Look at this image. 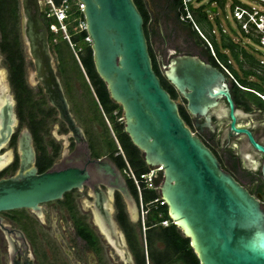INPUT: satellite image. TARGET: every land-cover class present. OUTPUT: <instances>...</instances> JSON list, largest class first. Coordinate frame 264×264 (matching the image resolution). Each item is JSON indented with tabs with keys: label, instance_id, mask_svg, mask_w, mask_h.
Instances as JSON below:
<instances>
[{
	"label": "water",
	"instance_id": "1",
	"mask_svg": "<svg viewBox=\"0 0 264 264\" xmlns=\"http://www.w3.org/2000/svg\"><path fill=\"white\" fill-rule=\"evenodd\" d=\"M77 1L84 4L95 71L106 85L110 99L121 107L124 132L142 153L145 164L162 167L159 195L166 203L169 220L189 239L199 263L264 264L261 197L251 195L225 172L212 151L181 118L177 102L163 88L152 68L143 18L134 1ZM19 7L23 40L34 66L31 77L57 111L58 119L68 130L67 136L77 144H85L84 133L70 112L53 64L49 30L42 20L40 2L19 0ZM163 75L186 101L187 112L204 118L203 126L211 131L214 129L210 112L225 98L230 108L231 131L246 134L264 156V148L250 132L235 127L233 101L218 70L196 56H177L163 67ZM0 94L4 99L0 105L1 150L9 144L17 127L15 102L1 74ZM16 150V172L0 179V213L27 210L41 218V205L59 201L65 193L81 190L91 180L89 171L77 166L39 173L33 138L27 129L18 135ZM4 155L9 160V155ZM4 155H0V162ZM87 163L97 178L92 184L93 201L89 203L97 229L122 264H134L110 203L113 193L118 192L126 212L134 218L136 205L125 179L108 158ZM262 176L264 179V163ZM100 185L105 186L108 196ZM1 222L0 218V227ZM17 234L25 249L11 264H22L21 258L23 264H34L24 234L21 231Z\"/></svg>",
	"mask_w": 264,
	"mask_h": 264
},
{
	"label": "flooded vegetation",
	"instance_id": "2",
	"mask_svg": "<svg viewBox=\"0 0 264 264\" xmlns=\"http://www.w3.org/2000/svg\"><path fill=\"white\" fill-rule=\"evenodd\" d=\"M133 1L141 15L143 16L144 14L147 17L146 21L143 20V28L148 44L152 68L155 73L157 70L159 74V76H157L160 79V82L162 81V78L165 79L163 75V67L167 66L172 58H175L177 56L198 57L203 63L211 66L213 69L218 70L223 75L224 82L227 86V90L234 105L233 112L235 116V127L237 129L249 131L254 141L264 148V105L251 95V93H253L254 95H256L255 93L264 95V83L258 80V76H264L262 71L264 69V62L261 63L262 61H260L258 57L254 55L257 53L253 52V48L250 47L252 60H242L241 57L239 58V60H236L235 57H233L227 50L228 53L225 54H227L228 65L232 67L231 71L224 65L223 61L219 59L217 53L215 52L216 47L214 46L212 40L216 42V31L213 34L212 29L210 31L206 27H201L196 18H194L200 30L205 33V36L211 46V49L208 46L207 49L205 44H203V42L197 37L199 36L198 33L189 24L180 20L181 11L178 0ZM219 1H221L222 3H220ZM213 3L215 4V6L208 8L211 14H215L217 10L220 9L221 4L224 3V0H212L211 4ZM41 8L43 12V7ZM212 9H215V12H212ZM194 33H196L197 36ZM209 35L213 37L210 39L208 37ZM218 35L222 37V35ZM211 50L214 55L212 54ZM256 63H258V65H256ZM219 64L224 65L229 70L231 77L223 72ZM248 70H251V72H249ZM259 70L262 71V73H259ZM245 82H254L259 87L261 86V88H263V91L257 90L254 87H249L247 84H245ZM169 85L176 91V89L170 83ZM176 93L177 96L182 100V103H177L178 106H182L186 111L184 121L185 124L190 128V130H192V132L196 133V135L203 141V143L212 151V153L217 158L221 168L225 172L229 173L251 195L255 197H261L263 206V153L257 151L253 147L246 134H235L231 131L230 126L232 120L230 118V108L227 100L225 98L220 99L218 101V106L210 112V123L214 129L213 131H211L210 128L203 126V124L205 123L204 118L192 116L187 112L186 101L178 94L177 91ZM3 102V96L0 94V105ZM66 133L68 134V130L66 131ZM83 133L86 139L85 144H77L72 137H68V141L65 139V141L68 142L66 153H63L61 147L58 146V156H60L62 162L57 164L56 161H53L51 167L48 170L53 168L56 170H63L65 168L73 166L86 168L91 175V180L86 183L81 190H72L68 193H65L61 200L55 201L60 203V207H62L61 209L55 208L50 205L46 206L47 204L53 203L50 202L41 205V218L35 216L29 211L28 212L36 220H39V222L41 223L40 225H42L43 228L45 227V223L43 222L44 216L45 220L48 219L49 223L47 228L54 234L56 241H58L66 259L70 264H100L97 259L98 253H100L101 250L100 246L104 245L107 247V245L103 241V238L101 237L97 229V226L95 224V216L93 214L92 207L89 205V203L93 201L92 184L97 181V178L93 174L91 165L87 163V160L108 158L112 161V152L108 151L106 155L98 156L92 148V144H90L88 138H86V133L84 131ZM101 134L102 136H104V133ZM8 145H10V142ZM47 150L49 154H52L53 149L50 145L47 147ZM88 151L90 152V154H88ZM11 155L12 157L10 161L7 157L3 156V158L5 159L4 161H1L0 170L5 165L6 166L0 172L10 167L15 162L16 157H18L17 153H12ZM113 164L115 165V163ZM115 167L122 175V171H120V169L116 165ZM158 176L159 175H157V178ZM2 178L6 177L3 176ZM100 188L108 196V192L105 186L100 185ZM116 193L118 192L113 193V199L110 200L112 208L114 209ZM43 206L45 208H43ZM75 209H77L78 212H76ZM19 215L21 214H12V219L10 221H7V223L0 216V218L2 219L0 233L3 235L4 241H6L7 244L6 255L8 263L11 264V261H15L17 259V254L19 253L22 255V251L25 249V247L22 245L20 237L17 234V231H21L24 234V237L29 245L33 263L38 264L36 250H34V247H32L33 238L30 235V229H26V227L24 226H21L22 228L17 226L22 221ZM60 215L65 220H63L62 218L59 219ZM81 226L85 229L86 232H89L93 235L96 240L95 247H91L87 243V241H85L79 235L78 232ZM69 233L71 234V237L68 239L67 234ZM74 238L77 239L80 244L78 243L77 246L75 244H73V246H69L70 243H67V241L73 240ZM64 242H66V244ZM108 256L111 260V256ZM83 258L85 259V263L81 261V259ZM1 261L2 260H0V264H2ZM21 263L23 264V258H21Z\"/></svg>",
	"mask_w": 264,
	"mask_h": 264
},
{
	"label": "trees",
	"instance_id": "3",
	"mask_svg": "<svg viewBox=\"0 0 264 264\" xmlns=\"http://www.w3.org/2000/svg\"><path fill=\"white\" fill-rule=\"evenodd\" d=\"M72 1V0H68ZM55 4H59L61 0H54ZM179 6L181 9V1L178 0ZM222 3L221 1H219ZM222 5V4H221ZM201 7L200 9L194 12V16L197 22L201 25V27H206L211 31V25L207 21V15ZM138 9V8H137ZM141 14V13H140ZM19 16V0H0V34L2 41L0 42V50L5 54L6 61L9 68V82L13 88L15 93L16 100V114L19 120H22V115L24 110V106L29 104L31 101L30 95L31 91L27 87L24 78V57L20 50V42L18 39V35L12 36L9 38L6 30V23L15 21ZM142 16V15H141ZM143 20L146 21L147 17L143 14ZM42 20L44 24L49 27L50 21L46 20L42 14ZM75 25L69 27L70 40L73 44L76 45V54L81 59V64L86 73V76L90 82L91 87L93 88L95 95L97 97L98 102L101 107H103L104 112L109 120L113 122V130L117 135V143L124 155L119 153V150L116 148L114 152L111 153V159L113 163L123 171L125 168V160L126 162L134 169V171L138 174L144 173L148 171V166L145 164L143 160L142 153L131 143L130 138L124 132V123L120 119L122 118V109L119 105L115 104L109 97L106 85L97 75L93 63L92 50L90 45L85 42V37L87 36L86 32L76 33ZM11 30V29H9ZM196 35V33H194ZM197 36V35H196ZM224 36V35H223ZM221 38V44L217 46V42L212 40L215 48V52L219 59H221L224 65L232 71V67L227 63V54H225L222 50H228L236 60H239L241 57L242 60L251 59L252 55L247 53L244 49L238 48L237 44H235L230 37ZM203 44L207 47L205 41L202 40L199 36H197ZM210 39V35L208 36ZM55 35L49 32V45L51 52L55 53L58 57L60 64H62V50L69 47L68 42L65 39L60 38L59 43H53ZM207 39V38H206ZM208 49V47H207ZM66 54V53H65ZM254 62V61H253ZM258 62V61H257ZM255 63V62H254ZM258 65V63H256ZM155 68V66H154ZM251 72V70H248ZM264 74V69L262 70ZM156 75L159 76L157 70ZM258 80L264 83V76H258ZM249 87H254L257 90L263 91L261 86L259 87L254 82H245ZM161 85L163 88L169 93L170 97L173 100L177 99L176 91L169 85V83L162 78ZM251 95L256 98L260 103L264 105V101L260 99L257 95L251 93ZM56 115V110L50 108ZM179 114L181 118L185 121L186 111L182 106H178ZM48 116H51L49 112H47ZM44 124V119L39 118L36 119L35 116L30 115V121L28 123L29 132L32 135L35 151H36V167L39 173H43L47 171L55 158L58 155V146L57 144H48L53 149L52 154H49L47 150V146L42 143L41 138H39V133ZM10 144L14 146L16 144V134H14L11 138ZM117 154V155H116ZM18 167V157H16L15 162L4 171L0 172V178L5 176L7 173H10L12 176ZM124 177V176H123ZM125 182L127 188L138 205V198L135 188L131 181L127 180L125 177ZM163 180V176L159 175L156 179V184H160ZM147 193V198L145 201L153 200L159 196L156 191H145L144 194ZM115 209L116 215L115 219L123 231L126 242L129 246V250L132 251L133 260L135 264H200L197 256L193 252L190 247V241L188 238H185L181 232L175 227V225L171 224L168 227H163L160 225L162 220H168V210L167 206L160 207L155 213L149 214L146 220L147 230L145 232V252L144 250L139 252H133L135 250L134 237L132 236L130 221L128 219L127 212L125 210L124 203L122 201L119 193H116L115 197ZM18 213L20 211H11L9 214ZM158 214L161 215L158 218ZM79 235L87 241V243L91 247H95L96 240L93 235L89 232H86L82 226L79 228ZM98 248V247H97Z\"/></svg>",
	"mask_w": 264,
	"mask_h": 264
},
{
	"label": "rangeland",
	"instance_id": "4",
	"mask_svg": "<svg viewBox=\"0 0 264 264\" xmlns=\"http://www.w3.org/2000/svg\"><path fill=\"white\" fill-rule=\"evenodd\" d=\"M208 1H212V0H208ZM224 2H228V0H224ZM42 3L43 0H41V5ZM219 23H221L222 26L226 27L224 21L219 20ZM6 30H7V34L9 35V38L18 35V39L20 42V50L24 57V78L27 87L31 91V95H30L31 101L29 104H26L24 106V110H22L23 118L22 120H19L16 114L17 103L15 100V93L9 82L10 73L6 61V56L0 50V74L2 76V80L5 82V84L8 87V93L13 97L15 102L14 110L17 118V127L15 128L14 134H16V139L23 129H27L29 131L28 123L30 121V115H33L35 116L36 119L39 118L44 119V124L39 133V138H41L42 143H44L47 147L49 146L48 144L51 145L55 143L57 144V146L61 147L63 153H66L67 144H68L67 142L68 136L66 133L67 129L58 119V115H56L52 110H50V108L52 107L48 103L47 96L43 93L41 86L36 83L35 78L31 77L34 72V66L29 57L27 46L25 45L23 40L20 7H19L18 18L13 22L6 23ZM227 32L229 31L227 30ZM216 35H217L216 42L217 44L220 45L222 42L221 40L222 37H220L218 33H216ZM238 35L239 34L235 32L234 34L229 33V35H225L223 37L233 38L234 43L237 44L238 47H240L241 49H245L247 53L251 54L250 47L253 48L254 46L252 45V42L250 40H247L246 38H243L241 40V38ZM60 38L64 39V35L61 32L55 35L54 38L55 40H53V43H59ZM1 41L2 38L0 34V42ZM257 46L259 52L254 55L257 56L259 60H263L264 48L261 47L259 44ZM222 51L224 53H228L227 50H222ZM62 52H63L62 64H60L57 55L52 52L53 64L57 71V75L60 79V82L62 84V88L65 97L68 101L70 112L73 118L75 119L77 125L86 133L87 136L86 138H88V141L90 142V144H92V148L94 149V151L98 156L106 155L108 151L114 152L116 148L118 149V146L116 143L117 135L114 133L113 130V122L112 120H109L107 117L110 127L107 125L105 121L106 114L104 112V109L103 107H101L100 103L97 100L95 92L90 85V82L81 64V59L78 55L77 57L79 59V62L76 60V55H75L76 48L74 49L69 45V47H67V49L65 48L64 51L62 50ZM262 62H264V60ZM258 72L262 73V71L260 70ZM176 102L178 104L182 103L181 98L178 97ZM47 112H49L51 116H48ZM101 133H104V136H102ZM65 139L67 141H65ZM16 151H17L16 144L14 146L10 144V145H6L0 150V155L9 154V161H10L12 157L11 154L17 153ZM54 161H56V163L58 164L62 162V159H60V156L57 155ZM9 176L10 173H7L5 175V177H9ZM144 193H143V197L145 199L147 198V193L146 194ZM49 205L55 208H60V209L62 208L60 207L61 205L59 202H53L51 204H47L46 206ZM135 205H136V210H135L134 218L130 217L128 213L127 215L130 221L132 236L134 237L135 250L133 252L136 251L140 253L143 250L145 252V242H144L145 238L143 237V233L140 228L139 210L136 202ZM263 207H264V201H263ZM43 208L45 207L43 206ZM75 211L78 212L77 209H75ZM20 214L21 215L19 216L21 217L22 221L17 226L18 227L24 226L26 227V229L27 228L30 229L29 230L31 231L30 235L33 238L32 247H34L33 249L36 250L38 264H70L69 261L66 259L58 241H56L54 234L47 228L49 223L48 219L45 220V216H44L43 222L45 223V227L43 228L42 225H40L41 223L39 222V220H36L28 211L21 210ZM115 214H116V209L113 208V215L115 216ZM0 216L6 221V223L7 221H10L13 217L12 214H9V212L0 213ZM61 218L62 216L60 215L59 219ZM62 219L65 220L64 218ZM67 236L69 239L71 237V234L69 233L67 234ZM64 243L66 244V242ZM67 243H70L69 246L71 245L73 246V244L77 246L78 243L80 244V242L75 238L73 240L67 241ZM6 245L7 244L6 241H4L3 235L0 233V260H2L1 261L2 264H9L6 255V250H7ZM100 249H101L100 253H98V257H97L100 264H122L119 258H117V256H115L114 253L109 248H107L104 245H101ZM129 251L131 255H133L132 251L131 250ZM108 255L111 256V260L109 259L110 257ZM81 261L85 263L84 258L81 259Z\"/></svg>",
	"mask_w": 264,
	"mask_h": 264
},
{
	"label": "built area",
	"instance_id": "5",
	"mask_svg": "<svg viewBox=\"0 0 264 264\" xmlns=\"http://www.w3.org/2000/svg\"><path fill=\"white\" fill-rule=\"evenodd\" d=\"M180 1V20L189 24L198 33L199 37L205 41L210 49L211 46L206 39V36L200 30L196 20L194 19V12L201 7H204L203 12H205L207 15V21L212 27L211 29L213 34L216 31V33L225 36L229 35V33L234 34L236 32L239 34L238 36L241 38V40L243 38H246L247 40H250L252 42V45L255 46H253V52H259L257 49L258 44L264 48V0H228V2H224L222 4L220 9L217 10L215 14H211V12H209L208 10L209 7L215 6L214 3L211 4V1ZM41 6L43 7V16L46 20L50 21V25L49 27H47L49 32L54 35L58 34L59 32L63 33L64 39L72 48L75 49L76 45L71 42L70 34L68 31L70 26L75 25L76 33L86 32V24L83 16L84 4L78 2L77 0H61L59 4H55L53 0H43ZM219 20L224 21L226 27L222 26V24L219 23ZM227 30L229 32H227ZM231 39L233 41V38ZM84 40L90 45L91 40L88 36H86ZM75 55L76 60L79 62L77 54ZM219 65L223 72L230 76L229 70L224 65ZM255 94L264 101V95L258 93ZM120 120L123 121L122 118ZM105 121L110 127L107 116L105 117ZM117 146L119 153L124 158V155L118 143ZM122 175L127 180L131 181L137 193L139 224L143 233V237L145 238V232L147 230V217L149 216V214L155 213L160 207L166 206L165 201L160 197V195L157 198L149 201H145L143 197V193L145 191H156L159 194V184H156V178L157 175H163L162 167H148L147 172L138 174L125 160V168L122 171ZM160 217L161 215L158 214V218ZM171 224L172 222L169 219H164L160 222V225L163 227H168Z\"/></svg>",
	"mask_w": 264,
	"mask_h": 264
},
{
	"label": "bare ground",
	"instance_id": "6",
	"mask_svg": "<svg viewBox=\"0 0 264 264\" xmlns=\"http://www.w3.org/2000/svg\"><path fill=\"white\" fill-rule=\"evenodd\" d=\"M4 156L7 157V155H4ZM4 159H5V158H3V156H2V161H4ZM5 161H6V160H5ZM0 164H1V162H0Z\"/></svg>",
	"mask_w": 264,
	"mask_h": 264
}]
</instances>
